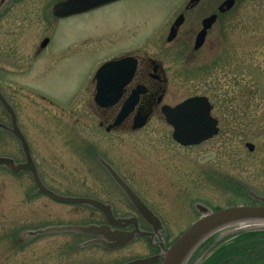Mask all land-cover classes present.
<instances>
[{
  "label": "rangeland",
  "instance_id": "rangeland-1",
  "mask_svg": "<svg viewBox=\"0 0 264 264\" xmlns=\"http://www.w3.org/2000/svg\"><path fill=\"white\" fill-rule=\"evenodd\" d=\"M182 4L122 0L62 20L49 49L68 41L79 48L55 64L43 62L46 53L38 60L30 56L45 36L40 29L18 33L8 12L0 17V89L15 109L42 182L62 195L102 200L116 217L139 215L104 172L107 164L160 218L169 244L199 217L195 203L220 209L264 197V0L236 1L196 49L186 31L167 42L166 27L161 28ZM199 14L189 12L190 20ZM118 47L161 62L167 76L162 103L207 96L219 132L199 144L181 145L172 138L160 105L140 128L128 123L107 131L93 85L83 81ZM0 121L11 125L1 102ZM0 156L25 161L19 139L2 127ZM36 190L30 171L0 165V264H121L151 253L148 236L109 247L86 242L80 234L105 239L102 235L52 228L103 221L95 207L59 202ZM149 226L145 230L151 231ZM260 232L223 227L200 241L185 264L205 263L216 248L233 241L235 252L215 264H264V235L254 236ZM243 235L253 238L244 242Z\"/></svg>",
  "mask_w": 264,
  "mask_h": 264
},
{
  "label": "water",
  "instance_id": "water-1",
  "mask_svg": "<svg viewBox=\"0 0 264 264\" xmlns=\"http://www.w3.org/2000/svg\"><path fill=\"white\" fill-rule=\"evenodd\" d=\"M112 0H65L57 3L53 10L55 14L67 15L76 12H82L97 5ZM234 0H225L223 5L226 9L233 6ZM224 10V8H222ZM213 21V16L204 20V27L198 32L194 48H199L205 39L206 29ZM178 24V21L176 22ZM175 33L170 32L168 39H172ZM136 69V59L133 56H125L116 60L104 62L96 72V94L95 102L99 106H109L118 100L123 87L132 79ZM134 92L123 104L118 113L115 124H119L126 115L131 111L137 93ZM161 100V98H159ZM0 102L8 112L11 125H6L0 121V127L10 130L20 141L25 161L15 162L11 157L0 156V165H6L14 172L21 170L30 171L32 178L37 186V192H43L55 200L65 203L87 204L101 210L110 224L125 226L132 224L130 230H122L112 228L110 224H88V225H62L52 228L59 230L73 229L83 231L95 235H102L103 238H95L92 242H101L105 246L117 247L131 241L136 234L148 236L150 241L153 240L155 234L160 236L162 223L160 218L146 205V203L138 196V194L124 181L117 172L109 165L106 168L110 171L112 177L128 196L134 207L140 215L152 225V230L142 229L135 216L115 217L112 213L110 204L100 201L96 198L85 196H69L56 193L49 189L41 180L38 173L36 163L32 157L29 143L21 131L15 110L0 91ZM212 104L208 97L204 95H194L185 98L175 105L163 104L161 111L166 121L172 126V137L181 145L198 144L204 140L211 138L217 134L218 120L211 115ZM149 117V113L138 114L134 118L132 128L143 126ZM246 146L252 150L254 145L250 142ZM258 204H234L222 207L220 209H212L206 204L195 203V208L199 212V217L194 220L169 246L160 244L162 250L158 254L137 257L121 264H185L186 260L196 248L198 243L213 232L228 226L244 221L261 220L264 221V197L260 199ZM254 230H264V227L252 228ZM40 231V230H39ZM37 231V232H39ZM109 239V241L106 240Z\"/></svg>",
  "mask_w": 264,
  "mask_h": 264
},
{
  "label": "flooded vegetation",
  "instance_id": "flooded-vegetation-1",
  "mask_svg": "<svg viewBox=\"0 0 264 264\" xmlns=\"http://www.w3.org/2000/svg\"><path fill=\"white\" fill-rule=\"evenodd\" d=\"M48 1L54 2L50 8L47 5ZM62 1L65 0H0V17L8 12L10 14L9 15L10 17H8V19L10 20V24L11 25L13 24V27L15 28L14 31H18V33L20 32L26 33L27 31L33 32L35 31V29H37V31H39L40 29V31L43 34H45V36L39 42V45L33 46L30 56L33 59L38 60L41 58L42 55H45L46 53V56L44 57L45 59L42 58L43 62H46V64H55L57 61L61 59L70 58L74 52L76 53L78 52L79 46H77V43L75 41H68L57 48H54L52 50L49 49L52 43V33L55 29L58 28L59 23L62 20H65L70 17L82 15L85 13H89L91 11H94L95 9H99L101 7H105L116 3L117 1H122V0H112L82 12H76L67 15L55 14L53 10L54 6ZM169 1H173V0H169ZM178 1L183 2V4L171 18L167 20L165 19V21H163L161 28H163L164 26L166 27L167 42H170L173 39H175L181 31H186L187 34L190 36L187 37L189 38V41L190 42L193 41V47L198 32H200V30H202V28L204 27V20L208 17L213 16V21L211 22L210 26L206 29V33H205V39H206L207 34L215 26L219 18L233 7L232 6L231 8L226 9L225 6L223 5L225 0H178ZM236 1L238 0H234V4ZM222 8H224V10H222ZM191 11H195L196 13L198 12L200 13L202 11L203 14H199L197 20L191 21L189 18V12ZM177 21L178 24H176ZM172 30L175 33V35L173 36L172 39L169 40L168 36ZM125 56H133L136 59V69L134 71L132 79L123 87L120 97L112 105L104 106V107L97 105L106 115V117H104L105 120L101 121L100 124L105 122L106 123L105 129L107 131L117 128L119 129L120 127L125 126L128 123L132 128L134 123V118L138 114L149 113V117H150L154 109L159 105L161 106L162 104L161 101L164 97L166 90L167 76L164 68L162 67L161 62L158 59L152 58L150 56L141 57L139 54L132 52L125 53L123 51V48L118 47L116 48V50H114L112 53L110 52L109 55H106L103 58V60L100 61V63L95 68V71L91 75V77L89 74L90 72L86 73L83 82L86 83L91 82V84L93 85V99L96 94L95 73L98 67L106 61L120 59ZM83 87H88V85L86 84ZM136 91H138L137 92L138 95H137V100L133 105V108L126 115L124 120H122L119 124H115L114 123L115 119L118 113L120 112L123 104ZM73 96H75V94ZM159 98H161V100H159ZM104 172L109 174L110 178L113 181H115L109 170L105 169ZM98 211L102 216L103 222L100 221L101 224H109L104 213L99 209ZM112 212L116 216L114 210ZM134 216H136L137 222L141 228L150 229L149 224L146 223V221L143 219V217L140 214L139 215L136 214ZM91 223H96V222H91ZM111 226L116 227L115 225L112 224ZM119 228L122 230H126V229H132L133 226L129 225ZM80 235L87 237L86 242L98 238L97 236L86 235L83 233ZM146 240L148 241V245L151 248V253L145 256L155 255L161 252L162 250L160 246L161 243L164 244L166 247L169 244L166 243L162 238L161 231H160V236L158 234H155L152 241H150L149 237H147Z\"/></svg>",
  "mask_w": 264,
  "mask_h": 264
},
{
  "label": "trees",
  "instance_id": "trees-1",
  "mask_svg": "<svg viewBox=\"0 0 264 264\" xmlns=\"http://www.w3.org/2000/svg\"><path fill=\"white\" fill-rule=\"evenodd\" d=\"M258 235H264V231L254 235V236H258ZM240 238H238V239H240ZM252 238H253L252 235H243L241 240H243L245 242L246 240H249ZM235 244H236V242L233 241V244L222 245L221 247L216 248L212 252V254L206 259L205 263H202V264H215L218 261H225L226 259H229L226 257H230L232 255V253L235 252V250H236L235 246H234Z\"/></svg>",
  "mask_w": 264,
  "mask_h": 264
},
{
  "label": "bare ground",
  "instance_id": "bare-ground-1",
  "mask_svg": "<svg viewBox=\"0 0 264 264\" xmlns=\"http://www.w3.org/2000/svg\"><path fill=\"white\" fill-rule=\"evenodd\" d=\"M243 227V228H256V227H264V221L261 220H254V221H244V222H238L235 224H230L225 227Z\"/></svg>",
  "mask_w": 264,
  "mask_h": 264
}]
</instances>
